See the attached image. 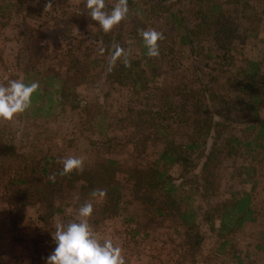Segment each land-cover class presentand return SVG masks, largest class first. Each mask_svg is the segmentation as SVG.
Masks as SVG:
<instances>
[{
  "label": "rangeland",
  "instance_id": "1",
  "mask_svg": "<svg viewBox=\"0 0 264 264\" xmlns=\"http://www.w3.org/2000/svg\"><path fill=\"white\" fill-rule=\"evenodd\" d=\"M25 1L26 5L39 9L45 20L48 19L49 25L62 28L71 25L73 37L86 38L85 31L91 22L86 0ZM5 3L6 0H0V6ZM212 3L219 4L224 15L240 25L239 37L231 43L222 41L219 44L216 41L215 25L207 26V20L210 21L211 18H206V23L201 24L198 29L200 33L195 37V47L191 49L179 44L176 35L164 24L163 17H147L146 30L155 29L164 36V39L158 41L161 49L158 84L161 86L168 82V86H172L173 91L178 94L176 100L179 101V97H182L179 92L181 84L200 89V84L204 83L214 93L225 94L226 101L230 102L222 103L218 108H223L226 104L232 106L231 101H234L238 92L229 81L248 76L243 72L247 59L257 61L259 70L256 86L261 88L262 97L258 109L259 115L264 117V0L199 2L202 5L201 14L194 2L185 0L182 11L187 22L190 25L200 23ZM14 16L5 19L0 12V22L5 20L9 23L0 29V84L8 76H22L17 68L20 49L19 20L15 13ZM29 23L34 24L36 21L29 19ZM137 55L138 49L132 47L130 56ZM28 63L30 68L46 70V63L42 59H31ZM146 70L148 74L151 72L150 67ZM77 93L79 106L64 104L49 118L32 117L26 111L3 122L9 127L8 136L14 150L28 161L47 155L62 164L63 159L74 156L83 160L78 171L101 159L110 158L119 162L120 167L115 175L123 187L119 210L109 218L104 216L105 219L99 218L93 211L88 220L99 238L110 239L115 246L121 248L126 264H264V248L260 247L264 245V139H255L256 129H248L253 118L250 108L242 107L237 101L228 111L232 120L230 125H226L224 129L219 127V146L229 136L236 137L240 143L231 142L219 151L212 168L213 184L207 192L203 189L202 181L199 183L194 180V175L200 173L199 166L185 170L176 164L169 168L174 183L178 185L182 182V185L177 186V195L189 196L188 199L183 197V201H180L182 208L191 206L197 213L195 226L191 229L192 235L188 237L182 220L174 210L169 215L158 217L147 226L139 224L141 218L136 219L143 212V204L132 197L125 171V168L139 164L128 137V133L134 128L129 118L134 119L135 111L147 101L154 104L151 101L153 94L148 99L147 92H141L140 97L135 96L129 86L107 82L98 86L83 84L77 87ZM244 98L247 100L248 95ZM96 102L107 115L101 123L106 130L103 134L93 132L88 127L84 121L86 116L81 110V105ZM212 112L219 119L217 111ZM225 122L227 124L228 120ZM173 126L176 140L184 142L192 130V125L179 122L178 119ZM145 144L143 164L155 158L156 152L162 147L161 143H154L152 140ZM80 184L81 182H77L71 194L61 203L64 211L55 214L46 223L38 220L43 206L41 203L34 202L27 206L23 220L15 226L10 224L6 207L0 205V264H20L21 259L28 262L31 257V238L42 232H47L52 237L58 223L67 224L80 219L78 211L81 205L91 202L100 204V197L89 202L82 201L81 204L75 203V198L81 196V191L77 193L75 190ZM242 193L250 194L254 220L245 222L240 228H233L219 237L216 231L218 221L211 227L204 219L207 208L210 204L217 205ZM58 202L54 201L55 204ZM195 232L201 236L197 238V244Z\"/></svg>",
  "mask_w": 264,
  "mask_h": 264
},
{
  "label": "trees",
  "instance_id": "2",
  "mask_svg": "<svg viewBox=\"0 0 264 264\" xmlns=\"http://www.w3.org/2000/svg\"><path fill=\"white\" fill-rule=\"evenodd\" d=\"M183 1L185 0H128L129 14L120 24L105 33L91 19L89 28L85 31L86 38L79 39L73 37L71 25L66 28L49 25L41 11L26 5L25 0H6L0 6V12L5 19L15 17V13L19 20L20 49L17 68L22 75L8 76L2 84L13 79L39 83L38 90L32 95L31 106L26 110L32 117L49 118L64 104L79 106L77 87L86 83L98 86L107 82L129 86L135 96L140 97L141 92H147V99L153 94L151 101L154 104L147 101L135 111L134 119L129 118L134 128L128 133V137L139 164L125 168V171L132 197L143 204V212L136 219L141 218L139 224L147 226L158 217L169 215L174 210L182 220L189 237L192 235L191 229L195 226L197 213L191 206L182 208L180 201H183V197L188 199L189 196L177 195V186L182 185V182L178 185L174 183L169 168L176 164L185 170L199 166L200 173L194 175V180L199 183L202 181L203 189L207 192L213 184L212 168L219 151L231 142L240 143L236 137L229 136L222 146L217 144L220 137L219 127L224 129L232 122L228 112L230 107L238 101L242 107L250 108L253 118L248 129H256L255 139H264V117L259 115L258 109L262 97L261 88L256 86L259 70L257 61L247 59L243 72L248 76L229 81L238 92L234 101H231L232 106L226 104L223 108H218L222 103L230 102L226 101L225 94L214 93L204 83L200 84V89L181 84V103L176 100L178 94L173 91L172 86H168V82L161 86L158 84L157 75L161 73L158 61L160 57L147 55L140 35L141 30H146L145 20L148 16L163 17L164 24L176 35L179 44L191 49L195 47V37L200 33L198 29L201 24L206 23V18H211L210 21L207 20V26L215 25V38L219 44L222 41L231 43L239 37L240 25L226 17L219 4L212 3L210 10L202 16L201 22L190 25L182 11ZM187 1L194 2L201 14L202 5L198 3L210 0ZM116 2L117 0H105L106 10L110 11ZM29 19L36 23L30 24ZM7 25L8 21L2 20L0 29ZM117 46L124 49L125 55L113 63L112 55ZM132 47L138 49L135 57L130 56ZM101 49H104L103 53ZM159 50L161 51L160 45ZM31 59L45 61L46 70L30 68L28 61ZM147 67H150L149 74ZM246 95L247 100L244 98ZM81 110L86 116L84 121L93 132L105 133L101 123L107 115L101 111L97 102L81 105ZM214 110L217 111L219 119L213 115ZM178 119L179 122L192 125V130L184 142L175 138L173 125ZM8 128L0 120V205L6 207L11 225L15 226L22 221L26 207L34 202L43 204L38 215V220L42 223H46L55 214L62 213L64 207L61 203L71 194L77 182L81 184L75 190L77 193L81 191V196L75 198V203L81 204L82 201L89 202L100 197V204H91L94 213L102 219L106 218L104 216L109 218L119 210L123 187L115 176L117 168L120 167L117 160L101 159L81 171L73 170L71 173L61 174L63 165L50 156L28 161L22 154L16 153L8 136ZM149 140L161 143L162 147L156 152L155 158L143 164L145 142ZM97 190L104 191L106 195H93ZM56 200L59 202L55 204ZM253 214L250 194L242 193L217 205L210 204L204 219L211 227L218 221L216 231L221 237L225 232L254 220ZM194 236L197 244V238L201 236L198 232ZM30 242V260L24 262L21 259L20 264H46V258L55 248L53 238L47 232H42L31 238ZM260 247L264 248V245Z\"/></svg>",
  "mask_w": 264,
  "mask_h": 264
},
{
  "label": "clouds",
  "instance_id": "3",
  "mask_svg": "<svg viewBox=\"0 0 264 264\" xmlns=\"http://www.w3.org/2000/svg\"><path fill=\"white\" fill-rule=\"evenodd\" d=\"M86 8L88 16L97 22L105 33L120 24L129 14L128 0H117L110 11L106 10L105 0H86ZM140 35L147 55L158 56V41L164 39L163 33L150 29L141 30ZM103 51L104 49H101V53ZM122 55H125L124 49L117 46L112 55L113 63ZM38 88V82L26 83L23 79H13L6 84H0V120H12L17 114L28 110L32 95ZM62 164L61 174H68L80 169L83 160L69 156L62 160ZM97 194L101 197L106 195L102 190L93 193ZM92 212L93 205L85 203L79 208V220L56 225V231L52 233L55 248L46 258V264H126L121 248L115 246L110 239L102 240L92 229L88 220Z\"/></svg>",
  "mask_w": 264,
  "mask_h": 264
}]
</instances>
